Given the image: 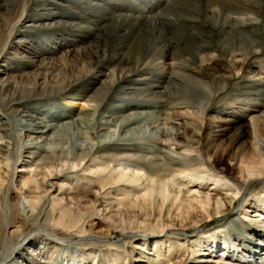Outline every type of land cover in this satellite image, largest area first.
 <instances>
[{"label": "rangeland", "instance_id": "rangeland-1", "mask_svg": "<svg viewBox=\"0 0 264 264\" xmlns=\"http://www.w3.org/2000/svg\"><path fill=\"white\" fill-rule=\"evenodd\" d=\"M18 21L0 59V77L19 92L11 103L46 108L40 113L53 121L86 117L77 140L87 148L115 106L143 104L139 111L166 114L160 126L176 136L152 130L141 147L157 158L167 144L180 166L158 184L131 162L62 159L37 168L24 158L11 175L0 158V182L14 178L9 203L25 214L42 197L52 211L45 232L19 219L7 235L38 234L57 246L50 264H264L254 254L264 243V0H0V48ZM35 83L50 88L31 95ZM146 86L145 101L135 94ZM54 147L78 149L69 133ZM68 168L45 184L43 173ZM101 168L114 185L101 189ZM151 186L166 195L154 207ZM30 246L22 254L32 258Z\"/></svg>", "mask_w": 264, "mask_h": 264}, {"label": "bare ground", "instance_id": "bare-ground-1", "mask_svg": "<svg viewBox=\"0 0 264 264\" xmlns=\"http://www.w3.org/2000/svg\"><path fill=\"white\" fill-rule=\"evenodd\" d=\"M20 25V21H18L13 26L12 32L7 35L6 42L0 48V59L5 55L8 44L14 36V31ZM0 72L2 71L0 70ZM185 72L187 73V77L194 79L199 78L200 76L196 71L186 70ZM171 79H173L172 76ZM45 87L46 89L50 88L49 86L42 87L39 83H35V86L32 88L33 91L27 89V92L34 95L39 90L42 92L46 91L44 90ZM53 88H55V86ZM151 88V86H146V88L141 90L138 88L136 89L138 92L135 95L141 98L143 97L142 100L145 99L146 101L147 97L152 96ZM17 92V86H11L9 79L0 77V158L8 162L11 175L15 174L17 165L24 160V158L32 160V163H35L37 168L38 166L55 164L56 161L62 159L79 162H89L92 159H100L103 163L110 164H116L119 162L140 164L145 168H148V177L151 179L154 178L158 184H161L160 182H163L161 180L165 175L180 166L178 158L179 154L169 146H166L167 144H160L159 146L161 147L156 148L157 153L160 155H158L157 158L149 157L148 154H146L148 150L141 147L144 144L142 140L148 138L150 136L148 133L152 130L154 131H152V135L156 134L155 136H171V138L176 136L174 129L161 128L160 126V121L166 114L161 115L160 112L155 113L145 110L139 111L140 108L143 109V107H145L143 104L117 105L114 109H117L119 113L110 111L109 114L104 115V120L101 121V127L98 128L97 133L94 136L97 142L93 144L91 148H87V146L83 144H78L77 140L79 139L82 129L88 124L86 117L66 121L62 120V122H59V120L64 119L65 117L59 115V117L56 118L57 120L53 121V115L40 113L46 108L43 110L35 108L33 111H23L24 102L13 101L11 103L9 100V96L18 95ZM88 100L87 102H93ZM88 106L95 112L99 107L94 103H88ZM132 106L137 107V110H130V108L132 109ZM121 110V113L125 114L121 116V119H118ZM91 118L94 119L95 115H92ZM110 127H115L116 130L107 133V130ZM25 131L32 135H36L37 137L31 135L26 136ZM67 133L71 134L74 144L78 146L77 151L57 152V149L54 147V150L53 146H56L57 148L58 145L62 143ZM162 158L164 159V162L162 161ZM104 172L105 170H103V168L95 172L96 175H98L99 180H101V189L116 183L111 178L104 177ZM70 173H72V170L71 168H68L66 172H58L55 174L43 173L42 175L45 184L51 186L50 181L66 177ZM125 177L126 176L123 178ZM13 180L14 178H7L0 182V188L2 189V187H4L3 196L0 198V264H15L13 260L18 256L25 258L29 264H50L49 261H51L52 257L59 251L57 246L54 248L49 247L51 246L50 243L43 238L39 240L38 234L35 238H32V234L23 232L19 238L21 239L20 241H17L18 238L7 235V229L19 219H21L25 225L31 222L32 224L30 226L35 229V232H45V228L48 229L49 227L47 223L48 218L52 215V211L49 210L48 201L43 200L42 197V202L29 206V209L27 207L28 210L25 214H23L19 208L12 206L6 195L8 196L12 190ZM34 181L36 183L39 182L38 179H35ZM32 182L33 179H27L25 186L29 187ZM28 191V188L22 189V195L27 200L30 198ZM163 193L165 192L162 186H153L150 188L148 192L149 198H151L150 205L153 206L157 201L154 197H158L159 195L165 197L166 195L164 194L165 196H163ZM81 202L86 201L81 200ZM129 212H134L132 206L125 211V214H128ZM38 242L43 244V246L37 248L36 244ZM27 244H30V247L37 248V250H32V258H29L30 253H27L28 257L22 254L25 250V245ZM254 254L260 255V257L264 256V243L262 241L257 242V249Z\"/></svg>", "mask_w": 264, "mask_h": 264}]
</instances>
